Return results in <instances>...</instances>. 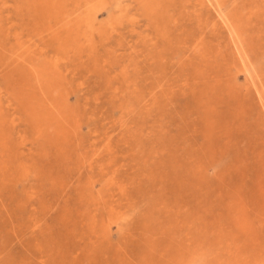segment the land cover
Here are the masks:
<instances>
[{
    "label": "rangeland",
    "instance_id": "374dc122",
    "mask_svg": "<svg viewBox=\"0 0 264 264\" xmlns=\"http://www.w3.org/2000/svg\"><path fill=\"white\" fill-rule=\"evenodd\" d=\"M64 2L0 0V264H264V0Z\"/></svg>",
    "mask_w": 264,
    "mask_h": 264
},
{
    "label": "bare ground",
    "instance_id": "6f19581e",
    "mask_svg": "<svg viewBox=\"0 0 264 264\" xmlns=\"http://www.w3.org/2000/svg\"><path fill=\"white\" fill-rule=\"evenodd\" d=\"M15 1V0H14ZM36 1L37 0H35V3H36ZM66 1V0H65ZM81 1V0H80ZM138 1V0H137ZM27 2V1H26ZM39 2V4L42 6V7H44V14H45V12L46 13H48L49 14V16H51V18H52V16H57L58 15V13L59 12H61V14H62V12H64L66 15H68L67 14V12H66V10H65V8L67 9V7L65 6V2H64V0L63 1H60V0H39L38 1ZM37 2V3H38ZM172 2V1H171ZM31 3V2H30ZM30 3H27L26 5L28 6V4L30 5ZM32 3H33V0H32ZM37 3H36V5H37ZM140 3V2H139ZM25 4V3H24ZM80 4V3H79ZM25 5V6H26ZM87 5V4H86ZM15 6V5H14ZM17 6V5H16ZM26 6V7H27ZM31 6H34L33 4L31 5ZM8 7V6H7ZM24 7V6H23ZM30 7V6H29ZM37 7V6H36ZM40 7V6H39ZM92 7V6H91ZM59 8V9H58ZM157 8V7H156ZM25 9H27V8H25ZM35 10H36V8H34ZM92 9V8H91ZM16 10V9H15ZM29 10H31V8H29ZM33 10V9H32ZM39 11H41V9H38ZM2 11V10H1ZM38 11V12H39ZM43 11V10H42ZM41 11V15L43 16V12ZM159 11V10H158ZM22 12V11H21ZM27 13H29V12H27ZM2 14V13H1ZM33 14H34V12H33ZM36 14H37V12H36ZM3 15V14H2ZM35 15V14H34ZM40 15V14H39ZM46 15V14H45ZM44 15V16H45ZM61 16V15H60ZM69 16V15H68ZM26 17V16H25ZM29 17V16H28ZM37 17V16H36ZM64 17V16H63ZM70 17V16H69ZM150 17V16H149ZM155 17V16H154ZM3 18V17H2ZM32 18V17H31ZM38 18H40L39 16H38ZM43 18V17H42ZM41 18V19H42ZM51 18H49V19H51ZM61 18V17H60ZM59 18V19H60ZM66 18L68 19V17L66 16ZM88 18V17H87ZM41 19H39V20H41ZM46 19V18H45ZM58 19V18H57ZM58 19V20H59ZM147 19V18H146ZM23 20V19H22ZM34 20V19H33ZM61 20V19H60ZM69 20V19H68ZM42 21V20H41ZM47 21V20H46ZM54 21H56V20H54ZM79 21V20H78ZM87 22H85V23H89V21H88V19L86 20ZM36 23H37V19H36V21H35ZM42 22H44V19H43V21ZM70 21H68V24H67V27L70 25V23H69ZM95 22V21H94ZM23 23V22H22ZM44 23H46V22H44ZM47 23H48V21H47ZM57 23H58V21H57ZM60 23H62V22H60ZM59 23V24H60ZM161 23V22H160ZM40 24V23H39ZM77 24V23H76ZM20 25V24H19ZM35 25V24H34ZM47 25V24H46ZM48 25H49V23H48ZM38 26V25H37ZM55 26V25H54ZM85 26H87L86 24H85ZM34 27V26H33ZM61 27H62V25H61ZM66 27V26H65ZM70 27V26H69ZM76 27H78L77 25H76ZM36 28V27H35ZM79 28V27H78ZM37 29V28H36ZM102 29V28H101ZM43 30V29H42ZM56 30V29H55ZM1 31V30H0ZM4 31V30H3ZM53 31V30H52ZM68 31H70V30H68L67 29V32ZM35 32H39V31H35ZM93 32V31H92ZM29 33H30V31H29ZM71 33V32H70ZM75 33V32H74ZM162 33V32H161ZM48 34V33H47ZM72 34H73V32H72ZM92 34V33H91ZM166 34V33H165ZM5 35V34H4ZM52 35V34H51ZM54 35V34H53ZM59 35V34H58ZM58 35H56V37L58 36ZM61 35V34H60ZM94 35V34H93ZM29 36V35H28ZM81 36V35H80ZM78 38V37H77ZM160 38V37H159ZM9 39V38H8ZM56 40V39H55ZM40 41V40H39ZM62 41V40H61ZM21 44V43H20ZM27 43L25 42V45H26ZM47 45V44H46ZM14 46V45H13ZM34 46V45H33ZM31 48V47H30ZM63 48V47H62ZM74 48V47H73ZM20 49V48H19ZM4 50V49H3ZM18 50V49H17ZM31 50V49H30ZM66 50V49H65ZM77 50V49H76ZM23 55H24V53H23ZM70 55V54H69ZM15 57V56H14ZM17 57V56H16ZM26 58V57H25ZM65 58V57H64ZM11 59V58H10ZM19 60H20V58H19ZM53 60V59H52ZM22 61H24V60H22ZM42 63V62H41ZM26 64V63H25ZM37 64V63H36ZM45 65V64H44ZM57 65V64H56ZM31 66V65H30ZM37 66V65H36ZM51 66V65H50ZM58 83H59V81H58ZM62 101V100H61ZM8 106V105H7ZM40 113V112H39ZM46 113V112H45ZM37 114V113H36ZM31 115V114H30ZM67 115V114H66ZM16 116V115H15ZM38 117H39V115H38ZM15 118V117H14ZM47 121V120H46ZM17 122V121H16ZM34 123H36V122H34ZM41 123H43V121L41 122ZM60 123V122H59ZM48 124V123H47ZM67 125V124H66ZM36 127V126H35ZM59 127V126H58ZM50 128V127H49ZM48 131H51V130H48ZM35 133V132H34ZM40 133V132H39ZM42 133V132H41ZM41 135V134H40ZM46 135H48V134H46ZM9 136V135H8ZM27 138V137H26ZM38 138V137H37ZM60 138V137H59ZM7 139V138H6ZM5 139V140H6ZM9 139V138H8ZM44 139V138H43ZM62 140H64V139H62ZM25 142V141H24ZM57 143V142H56ZM25 147V146H24ZM101 154V153H100ZM99 154V155H100ZM5 159V158H4ZM7 163V162H6ZM6 163H5V165H6ZM31 173V172H30ZM108 184V183H107ZM117 185V184H116ZM109 188V187H108ZM105 191V190H104ZM101 192H103V191H101ZM98 197V196H97ZM119 201V200H118ZM104 223V222H103ZM106 223V222H105ZM102 225V224H101ZM103 226V225H102ZM103 229H104V227H103ZM242 229V228H241ZM107 231V230H106ZM101 234V233H100ZM219 242H221V241H219ZM179 245V244H178ZM185 246V245H184ZM195 247V246H194ZM168 251V250H167ZM150 252V251H149ZM241 253V252H240ZM179 261V260H178ZM261 262V261H260ZM174 263V262H173ZM182 263V262H181Z\"/></svg>",
    "mask_w": 264,
    "mask_h": 264
}]
</instances>
